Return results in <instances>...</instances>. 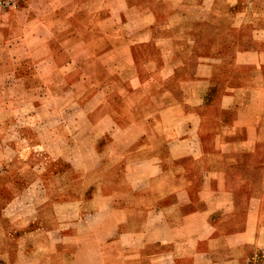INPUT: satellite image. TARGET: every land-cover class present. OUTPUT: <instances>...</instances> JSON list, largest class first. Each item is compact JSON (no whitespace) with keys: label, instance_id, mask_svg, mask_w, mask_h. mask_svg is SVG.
Segmentation results:
<instances>
[{"label":"crops","instance_id":"0c3cea01","mask_svg":"<svg viewBox=\"0 0 264 264\" xmlns=\"http://www.w3.org/2000/svg\"><path fill=\"white\" fill-rule=\"evenodd\" d=\"M31 6L17 46L41 56L31 72L62 71L90 125L76 134L99 146L91 166L61 156L43 205L7 212L0 194V264H244L264 253V4ZM75 168L73 207L49 191Z\"/></svg>","mask_w":264,"mask_h":264},{"label":"rangeland","instance_id":"374dc122","mask_svg":"<svg viewBox=\"0 0 264 264\" xmlns=\"http://www.w3.org/2000/svg\"><path fill=\"white\" fill-rule=\"evenodd\" d=\"M37 1L25 0L18 10H0V194L7 212L33 208L37 199L43 205L40 198L41 194L44 196V180L68 166L61 156L78 165L84 155L91 166L99 146L94 137L76 134L90 125L83 120L84 110L78 104L83 98L68 91L62 71L31 72L41 56L32 59L28 49L17 46L24 44L18 38V27L22 24L24 31L30 29L26 16L33 13L31 4ZM252 1L264 4V0ZM75 4L70 3L72 17L78 11ZM42 13L46 14V10ZM26 44L34 46L29 40ZM42 66L49 68L45 61ZM15 67L23 77L15 72ZM79 116L82 122L75 121ZM78 174L79 169H71L65 179L55 180L49 191L52 199H70L74 207L73 190L79 191L82 186L75 180ZM247 256L244 264H263V252L252 251Z\"/></svg>","mask_w":264,"mask_h":264},{"label":"built area","instance_id":"2783aa9c","mask_svg":"<svg viewBox=\"0 0 264 264\" xmlns=\"http://www.w3.org/2000/svg\"><path fill=\"white\" fill-rule=\"evenodd\" d=\"M25 0H0V10H18Z\"/></svg>","mask_w":264,"mask_h":264}]
</instances>
